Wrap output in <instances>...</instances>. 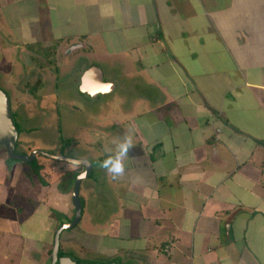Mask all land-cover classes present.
<instances>
[{
	"label": "crops",
	"instance_id": "0c3cea01",
	"mask_svg": "<svg viewBox=\"0 0 264 264\" xmlns=\"http://www.w3.org/2000/svg\"><path fill=\"white\" fill-rule=\"evenodd\" d=\"M3 3L6 28L18 34L12 42L6 34V49H19L9 63L50 47L53 72L70 59L80 81L100 71L108 90L97 98L80 90L86 98L121 95L119 121L101 127L95 164L86 158L94 201L85 212L79 194L83 234L99 238L103 264H264V0H0V11ZM32 78L10 94L44 98V79ZM129 136L124 175L113 180L99 163ZM55 160L56 175L40 167L45 176L34 173L33 186L22 170L0 182V264H50L60 226L51 210L61 204L57 211L73 219L84 170Z\"/></svg>",
	"mask_w": 264,
	"mask_h": 264
},
{
	"label": "rangeland",
	"instance_id": "374dc122",
	"mask_svg": "<svg viewBox=\"0 0 264 264\" xmlns=\"http://www.w3.org/2000/svg\"><path fill=\"white\" fill-rule=\"evenodd\" d=\"M6 34L10 42H12L11 39L16 41L18 37V34L13 33V29L6 28V3H3L2 10L0 11V89L7 92L12 99L11 101H13V104L11 102V110L19 132L15 144L16 153L27 156L33 151H43L54 156H64L73 159L84 160L91 158L95 164L93 152L97 151L95 147L99 138L105 136V133L100 131L101 127H105L109 131L115 125L114 120L119 121L120 116L116 112L117 108L115 105L121 99L120 93L117 90L111 91L104 95L102 99L95 101L86 98L79 89L81 86V75L79 76V72L81 71L73 74L76 67L71 59L70 61L66 60L67 64L65 65L60 64L59 70L51 71L53 61L48 57V54L47 57L45 55L50 47L45 49L39 46L38 52H35V50L31 52V54L35 52L34 54L39 55L41 58L33 59L32 55L28 52L26 56L24 54L20 55L19 59V55H17L16 60H12V63H9V60H6V56L15 57L16 53L19 54V49L11 51L6 49ZM26 51H30V48H26ZM86 60L90 63L92 62V64L96 61L94 59ZM39 62H41V65L36 66ZM95 63L102 65L98 60ZM36 72L43 75L35 78ZM112 75L114 76V73L109 74L106 72L104 80H113ZM27 77H33L32 80L34 81L31 82L32 85H38L40 83L37 81L44 79L45 87L41 89V92L37 93L43 94L45 97L40 99L30 97L27 99V104L29 103L32 106L34 113L29 120V124L24 125L27 121L20 119L22 118L21 115H24L22 113L23 106L17 102L26 99L13 97V93H16V90L20 89L24 83L26 84L24 79ZM10 92L13 93L10 94ZM48 95H55L56 97L47 98L46 96ZM3 153H5V149L0 148V155ZM0 158L2 157L0 156ZM55 162V159L46 158L38 154L28 162L5 157L0 162V182H2L1 184L4 187L8 186V183H5L7 178L6 172L9 177L13 176V179L16 180L15 175L19 170H22L25 181L29 186H33L32 178L35 177L34 172L40 167L51 172L46 177L51 178L53 173L56 175L57 169L55 165L57 164H54ZM60 163L65 162L61 161ZM65 165L64 168L68 170L75 168V166L67 162ZM13 166L17 167L14 175L11 173ZM91 180L92 178H85L80 184L79 194L83 199V204H85L84 212L88 208L87 202L92 201L93 203L94 201V198L90 195L91 191H88L90 189L88 186L92 183ZM33 188H36V185ZM58 188L61 192L60 194L65 195V193H62L63 188L61 186ZM12 190L15 192L12 196L14 201L20 202L19 200L23 197L21 194L22 190L17 187ZM31 195L34 199L38 197L37 192L34 191L33 193L31 192ZM4 197L6 198V195ZM69 198L71 199V195ZM23 203L25 202L23 201ZM24 207L26 213L31 211L30 205H25ZM60 208L61 204H58L51 211L54 215L52 217L53 221L59 220L61 225L69 221L57 211ZM44 218L42 217L40 220L43 221ZM19 222H22V218L19 219ZM84 229H87L85 215L79 224L62 231L60 234L59 255L68 256L78 264H103L105 261L98 253L100 246L99 238L96 236H85L83 234ZM26 231L32 234L37 233V229L33 226L26 228ZM72 236L76 239L73 243L75 245L72 246L71 244L68 246L66 238ZM6 264L12 263L10 260H6Z\"/></svg>",
	"mask_w": 264,
	"mask_h": 264
},
{
	"label": "water",
	"instance_id": "95a60500",
	"mask_svg": "<svg viewBox=\"0 0 264 264\" xmlns=\"http://www.w3.org/2000/svg\"><path fill=\"white\" fill-rule=\"evenodd\" d=\"M94 71H86L81 80L80 90L94 98H97L99 95L103 94L108 90V84L102 81L100 71L95 68ZM17 129L12 119V114L10 110L9 98L6 93L0 89V146H3L6 149L8 157L16 160H21L24 162L31 161L35 158L36 154H41L45 157L57 159L61 161H67L70 163L82 165L84 170L76 176L72 200L74 204V217L68 223L61 224L54 233L53 245L50 253V264H78L73 261L68 256L59 255V245H60V233L66 228H70L77 224L81 217V201L79 198V186L81 180L88 176L90 172V162L82 159H73L64 156H54L43 151H33L30 155H20L15 151V144L17 140ZM106 264H116L115 262H109Z\"/></svg>",
	"mask_w": 264,
	"mask_h": 264
},
{
	"label": "clouds",
	"instance_id": "9594fccd",
	"mask_svg": "<svg viewBox=\"0 0 264 264\" xmlns=\"http://www.w3.org/2000/svg\"><path fill=\"white\" fill-rule=\"evenodd\" d=\"M88 71H94V69ZM132 146V138L130 136L126 137L117 144L114 154L107 155L106 158L100 161L99 166L110 174L111 179L116 180L124 175V158L128 156V150Z\"/></svg>",
	"mask_w": 264,
	"mask_h": 264
},
{
	"label": "flooded vegetation",
	"instance_id": "af4514ba",
	"mask_svg": "<svg viewBox=\"0 0 264 264\" xmlns=\"http://www.w3.org/2000/svg\"><path fill=\"white\" fill-rule=\"evenodd\" d=\"M36 66H40V64L39 65H36ZM9 90V89H8ZM6 93V95L8 96V98H9V103H10V110H11V102H12V104H13V101H11L12 99H11V97L9 96V94L7 93V92H5ZM33 99H40V98H35V97H33ZM27 100V99H26ZM21 102H22V100H20V101H18L17 103L18 104H20L21 106H23V107H26V109H22V113L24 114V115H21V117L22 118H20V119H23V120H26L27 122L25 123V124H29V120H30V114H32V113H30L29 112V110L30 109H32V106L31 105H29V103L27 104V102H23L22 104H21ZM41 102H42V100H41ZM29 106V108L27 109V107ZM20 107V106H19ZM21 108V107H20ZM11 114H12V119H13V112H12V110H11ZM13 122H14V119H13ZM14 124H15V122H14ZM15 127H16V129H17V126H16V124H15ZM19 132H18V129H17V134H18ZM17 139H18V135H17Z\"/></svg>",
	"mask_w": 264,
	"mask_h": 264
},
{
	"label": "trees",
	"instance_id": "16d2710c",
	"mask_svg": "<svg viewBox=\"0 0 264 264\" xmlns=\"http://www.w3.org/2000/svg\"><path fill=\"white\" fill-rule=\"evenodd\" d=\"M17 141V140H16ZM0 148H4L3 146H0ZM5 149V148H4ZM37 155V154H36ZM39 155V154H38ZM1 157L2 158H5V157H7V158H10V157H8V155H7V152H6V149H5V153H3V154H1ZM45 172H43V173H45V175H47L48 174V171H46V170H44ZM42 172V171H41ZM36 175H38V176H41V178L43 177V176H45L44 174L43 175H40L39 174V169H37V170H35V172H34ZM58 227H55V230L57 229ZM51 253V250H50V252H49V254Z\"/></svg>",
	"mask_w": 264,
	"mask_h": 264
},
{
	"label": "built area",
	"instance_id": "2783aa9c",
	"mask_svg": "<svg viewBox=\"0 0 264 264\" xmlns=\"http://www.w3.org/2000/svg\"><path fill=\"white\" fill-rule=\"evenodd\" d=\"M161 251L162 253H164L165 255H169L171 252V243L167 242L165 243L162 247H161Z\"/></svg>",
	"mask_w": 264,
	"mask_h": 264
}]
</instances>
